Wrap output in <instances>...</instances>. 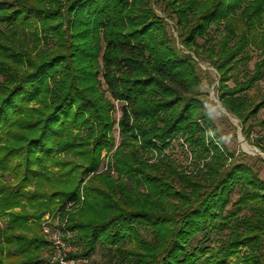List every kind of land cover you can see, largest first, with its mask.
<instances>
[{"label":"trees","instance_id":"trees-1","mask_svg":"<svg viewBox=\"0 0 264 264\" xmlns=\"http://www.w3.org/2000/svg\"><path fill=\"white\" fill-rule=\"evenodd\" d=\"M262 15L264 0H1L0 264H44L41 218L57 206L77 258L101 248L113 264H264V180L225 148L192 58L215 69L217 99L250 143L246 125L264 108L248 95L264 79ZM251 44L260 60L228 87ZM102 85L123 105L118 145ZM174 139L191 171L164 153ZM236 187L231 207L250 215L228 221L222 252L188 249L217 228Z\"/></svg>","mask_w":264,"mask_h":264},{"label":"rangeland","instance_id":"rangeland-1","mask_svg":"<svg viewBox=\"0 0 264 264\" xmlns=\"http://www.w3.org/2000/svg\"><path fill=\"white\" fill-rule=\"evenodd\" d=\"M151 1L157 2L158 0ZM152 8L159 17H165V14L163 15L164 6L161 3L152 4ZM238 13H240V11H237V14ZM174 23L175 21H168L169 32L171 36H173V38L175 39L176 46L185 54H188V52L184 51L183 47L178 42V36ZM225 23L226 22L220 23L217 26V28H219L218 30H222L223 25ZM255 26L257 33L262 35L264 33V15L261 16V22L257 23ZM215 28V26H212L211 34L216 33ZM216 37H219V35ZM197 44L201 45L202 41L198 40ZM44 45L45 44L41 43V51L45 49ZM47 47L53 48L51 43H49ZM246 52L251 55L252 59L247 64L240 65L234 80L228 83V87L230 88L234 87L237 82L243 81V79H245L247 75L251 74L253 72L255 64L260 60V51L258 50L257 46L251 44L247 47ZM192 58L198 63V74L202 81V88L200 92L206 94L207 110L210 113V118L214 123L225 148L230 153H233L235 157H239L240 160H243L244 162L249 164L253 168L254 172L258 174L259 178L264 180V153H262L260 148L256 146L257 144L264 145V125H261V122L264 119V108L260 109L256 117L254 119H251L250 122H248V124L246 125V127L248 125H252V132L249 137L251 142L248 143L242 134L241 125L239 121L229 115L222 108L221 104L217 99L218 93L217 88L215 86L218 85V79L215 69L211 67L208 62L203 61L202 59H197L194 56H192ZM1 80L2 78L0 77V81ZM101 92H104V97L110 102L112 106L111 116L114 121L113 135L115 137L116 145H118L121 142V135L119 134L117 123L120 120L121 108L123 105L118 101L112 100L110 96L106 93L105 87L103 85L101 88ZM248 95L250 97H253L254 99H257L258 103L261 102L262 98H264V79L257 83L255 87L248 92ZM164 153L166 155H169L171 159L175 161V163L180 167H183L188 171H191L193 169V159L190 156L189 149H187V146L182 145L181 139H174L171 142L170 149H168ZM143 158H147L150 163H153L155 161V159L153 157H150L149 155H143ZM108 160L109 155L103 153V162L100 168L101 170H107L105 168L108 167ZM110 174L116 177V174H114V172L110 171ZM239 193V187H236L230 196V204L220 214V221L218 222L217 228L212 230L210 234H206L205 232H203L202 234L196 235L194 239L188 242V249H192L195 247H207L209 250V254L214 257H217L222 252L221 247L223 243L227 240V236L229 234L228 221H230L236 214H238L239 217L250 215V212L246 209L238 208L237 210L231 207V205L239 197ZM80 201H83L82 197H80ZM74 206H78L79 208L80 205L78 203L76 205H73L71 207V212L77 210V208H75ZM57 207L52 211H48L42 216L41 225L42 220L46 215H48L52 219V217L59 210V207ZM0 228L1 230L4 229L3 222L0 223ZM243 253L244 250L241 251V254ZM113 262L114 259L108 254L106 250L98 248L97 252L90 259L89 264H113ZM227 262H229L230 264H235L236 259H229L227 260Z\"/></svg>","mask_w":264,"mask_h":264},{"label":"built area","instance_id":"built-area-1","mask_svg":"<svg viewBox=\"0 0 264 264\" xmlns=\"http://www.w3.org/2000/svg\"><path fill=\"white\" fill-rule=\"evenodd\" d=\"M72 206L68 204L66 212L71 211ZM41 231L50 243V251L44 255V264H89V259L73 256L77 248L71 243L73 234L67 229L66 219H62L61 213H56L52 219L46 215Z\"/></svg>","mask_w":264,"mask_h":264}]
</instances>
